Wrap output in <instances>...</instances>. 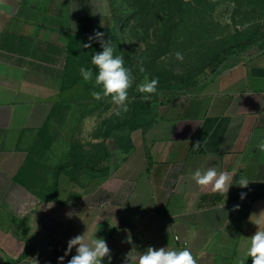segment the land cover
Instances as JSON below:
<instances>
[{"label":"crops","instance_id":"1","mask_svg":"<svg viewBox=\"0 0 264 264\" xmlns=\"http://www.w3.org/2000/svg\"><path fill=\"white\" fill-rule=\"evenodd\" d=\"M108 15V0H0V264H58L84 232L107 241L111 264L148 246L188 248L198 264H238L264 230V48L112 132L96 169L61 167L72 159L56 121L61 88L99 49L83 47L79 20L100 27ZM75 149L74 161L103 153L100 140ZM208 167L234 173L228 193L191 180Z\"/></svg>","mask_w":264,"mask_h":264},{"label":"rangeland","instance_id":"2","mask_svg":"<svg viewBox=\"0 0 264 264\" xmlns=\"http://www.w3.org/2000/svg\"><path fill=\"white\" fill-rule=\"evenodd\" d=\"M108 1L109 15L101 23L100 31L113 46L117 45L116 54L121 51L133 60L129 68L135 80L128 90L129 110L116 115L117 106L110 97L94 99L91 92L100 90L94 88V77L92 81L81 77L65 86L61 90L64 96L56 106L60 112L56 121L65 125L61 127V140L67 141V150L72 147L67 156L74 159L81 158L76 144L101 141L108 126L129 117L134 100H138L142 111L151 102L159 107L169 92L201 90L237 57H247L264 48V0ZM252 37L254 41L248 43ZM222 50L225 51L218 59L210 63ZM177 52L183 54V60L176 58ZM141 59L143 73L138 67ZM88 69L95 75L92 63ZM153 78L169 81L157 86L158 94H151V100L145 102L142 96L146 94L137 89Z\"/></svg>","mask_w":264,"mask_h":264},{"label":"clouds","instance_id":"3","mask_svg":"<svg viewBox=\"0 0 264 264\" xmlns=\"http://www.w3.org/2000/svg\"><path fill=\"white\" fill-rule=\"evenodd\" d=\"M77 26L74 24V30ZM105 33L95 31L89 35L88 42L83 45L85 48H90L92 42H98L102 51L95 52L92 55L91 63L95 66V75L92 69L81 67L80 73L85 81H92L94 77V90L91 95L96 100L111 98V101L117 106L115 114L120 115L121 112L129 110V89L132 87L135 77L132 70L125 66V60L122 55L116 54L117 45L113 46L109 40L104 39ZM176 58L183 60L182 53L177 52ZM139 71L143 73L145 68L143 60L138 61ZM158 78H153L150 81L146 80L138 86V91L142 94V99L151 100V94H158L157 85ZM134 99V97L132 98ZM199 147V145H197ZM234 173L219 172L216 167H208L206 169H197L191 175V180L197 186H210L213 192L220 194L228 193L230 187L234 184ZM247 178H240L236 185L240 188H246L249 185ZM247 193L240 192L241 200L246 198ZM51 207V206H49ZM235 207H239L236 205ZM71 218V213L67 214ZM259 226V220H252ZM94 232L92 235L83 234L76 235L67 241L65 254L57 258L58 264H64L65 257L72 253L75 248V255L67 261V264H111L112 255L107 241L104 238H98ZM252 258V264H264V230H258L251 236L250 247L248 249L247 258ZM107 258V260H105ZM247 258L240 260L238 264H246ZM122 264H198V257L188 248L177 249L160 247L155 248L148 246L138 257L128 252Z\"/></svg>","mask_w":264,"mask_h":264},{"label":"trees","instance_id":"4","mask_svg":"<svg viewBox=\"0 0 264 264\" xmlns=\"http://www.w3.org/2000/svg\"><path fill=\"white\" fill-rule=\"evenodd\" d=\"M94 30L95 31H100V27H96L93 24L92 18L90 16H82L80 18V20H79V26H78V30H77V35L81 36V37L88 38L89 35L93 34ZM252 41H254L253 37L248 40V43H250ZM95 43H97L98 46H99V49H98L97 52L102 51V48H101L100 44L98 42H95ZM225 50H222L217 56H215L210 61V63L215 62L218 59V57ZM118 54L123 56V58L125 60V66L126 67H130L132 62H133L132 58L130 56L126 55L125 53L121 52V51H118ZM90 63H91V60L85 65L84 68H88ZM81 77H82V75H80L78 79H80ZM168 81H169V79H161V80H159V83H158L157 86L162 87ZM63 88L64 87H62L61 90ZM161 90H163L164 92L167 91V90H164L162 88H161ZM167 92H169V91H167ZM169 93L172 94L171 92H169ZM138 103H139L138 100H134V102L132 104V108H131V113H130L129 117L126 120L113 123V124L108 126L103 131L102 136H101L102 138H101V141H100V146L102 148V152L103 153H102V156H101V158L99 160L93 161V162H91V161H89V162H85V161L81 162V161H74V160H72L73 159L72 158V159H69L68 161L62 163L61 167L72 166L74 168H87V169H93V170L96 169V165L98 163H100L101 161L105 160L109 156V153H108V150H107V146H106V140L110 137L111 133L114 132L115 130L121 128V127H124V126H127V125H135L137 122H139L141 120V118H146L149 115V112H151V111L153 112L158 107V106H156V104L154 106L153 102H151L150 103V107H151V105H153L154 108L153 107L152 108L147 107V109L145 111H142V110H140V108L138 106ZM151 121H152V118L148 119L147 122L144 124V126L147 125L148 123H150ZM135 126H137V124ZM41 136L43 137V139L45 141V144H48V139H47V136H46V133L44 132V130H41ZM52 199H54V195L52 196Z\"/></svg>","mask_w":264,"mask_h":264},{"label":"built area","instance_id":"5","mask_svg":"<svg viewBox=\"0 0 264 264\" xmlns=\"http://www.w3.org/2000/svg\"><path fill=\"white\" fill-rule=\"evenodd\" d=\"M174 239L175 241H177V243L180 245V246H185L186 245V242L181 240L177 235L174 236Z\"/></svg>","mask_w":264,"mask_h":264}]
</instances>
